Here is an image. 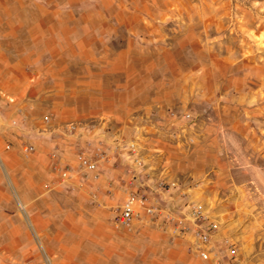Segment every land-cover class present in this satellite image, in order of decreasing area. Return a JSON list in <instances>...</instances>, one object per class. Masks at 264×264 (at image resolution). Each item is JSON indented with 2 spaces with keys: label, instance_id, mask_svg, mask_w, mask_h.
<instances>
[{
  "label": "rangeland",
  "instance_id": "obj_1",
  "mask_svg": "<svg viewBox=\"0 0 264 264\" xmlns=\"http://www.w3.org/2000/svg\"><path fill=\"white\" fill-rule=\"evenodd\" d=\"M0 264H264V0H0Z\"/></svg>",
  "mask_w": 264,
  "mask_h": 264
},
{
  "label": "built area",
  "instance_id": "obj_2",
  "mask_svg": "<svg viewBox=\"0 0 264 264\" xmlns=\"http://www.w3.org/2000/svg\"><path fill=\"white\" fill-rule=\"evenodd\" d=\"M23 150L25 152H28L32 150V147H24ZM79 160L89 168L94 167V164L91 163L87 158L83 157V155H79ZM142 210L146 213H153L154 205L149 201L146 195H141L140 193H136L135 191L131 192L121 206L120 211L117 215V220L121 224L129 225L134 218L140 216V212ZM194 213L198 214L196 215L197 219H199L201 223H203V228L198 227L195 231L197 237V241L194 244L195 252L202 258L207 259L210 254V250L206 245L211 240V236L215 233L216 224L212 219H209V217H207L206 215L198 212L197 209L194 210Z\"/></svg>",
  "mask_w": 264,
  "mask_h": 264
},
{
  "label": "crops",
  "instance_id": "obj_3",
  "mask_svg": "<svg viewBox=\"0 0 264 264\" xmlns=\"http://www.w3.org/2000/svg\"><path fill=\"white\" fill-rule=\"evenodd\" d=\"M29 53H30V52H29ZM29 53L27 52V53L23 56V58H22L23 61H29V60H31V57L29 56ZM102 200H104V199H102Z\"/></svg>",
  "mask_w": 264,
  "mask_h": 264
}]
</instances>
